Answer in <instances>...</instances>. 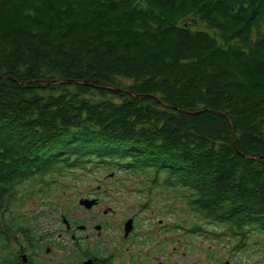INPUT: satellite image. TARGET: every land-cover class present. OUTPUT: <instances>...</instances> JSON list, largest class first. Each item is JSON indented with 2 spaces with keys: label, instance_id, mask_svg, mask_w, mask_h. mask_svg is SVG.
I'll return each mask as SVG.
<instances>
[{
  "label": "trees",
  "instance_id": "trees-1",
  "mask_svg": "<svg viewBox=\"0 0 264 264\" xmlns=\"http://www.w3.org/2000/svg\"><path fill=\"white\" fill-rule=\"evenodd\" d=\"M90 163L264 236V0H0V216Z\"/></svg>",
  "mask_w": 264,
  "mask_h": 264
},
{
  "label": "rangeland",
  "instance_id": "rangeland-1",
  "mask_svg": "<svg viewBox=\"0 0 264 264\" xmlns=\"http://www.w3.org/2000/svg\"><path fill=\"white\" fill-rule=\"evenodd\" d=\"M124 174L126 173L110 170L101 163H90L86 169H77L62 176L47 174L46 178L55 179L54 191L48 192L46 196L30 194L21 191L30 188L29 182L19 184L12 214L21 218L18 220L21 223L55 220L51 225L55 227L57 243H61V239H57V234L63 227L61 222L58 223L63 218L62 215L77 220L76 223L87 220L89 225L107 220L105 222L107 228L102 231L101 238L119 245L123 240L122 234L118 232L122 219L134 212L143 211L144 208L145 212L150 213L149 222L153 224L148 227L149 229L158 228L157 221L163 220L165 222L163 235L174 237V231L171 234L170 227L181 226L182 250L186 252L183 255V264H206L207 256L214 259L208 264H222L226 260H229L230 264H264L263 235L253 234L248 241H244L241 248H238V237L221 235L223 232L221 225L215 226L199 220L198 223L203 230L191 233L190 223L197 218L185 204L180 190L154 188L153 193H150L140 180L125 177ZM81 198L99 199V206L92 207L91 210L92 214H96L94 217H88L90 208L79 204ZM107 205L116 211L115 215L105 216L103 211L107 209ZM10 216L9 212L2 213L0 219H4L1 223L6 222L12 226L8 221ZM212 231L217 233L214 235ZM161 233L158 232V236H161ZM123 246L125 247V243ZM56 254L62 256L60 251H56Z\"/></svg>",
  "mask_w": 264,
  "mask_h": 264
},
{
  "label": "flooded vegetation",
  "instance_id": "flooded-vegetation-1",
  "mask_svg": "<svg viewBox=\"0 0 264 264\" xmlns=\"http://www.w3.org/2000/svg\"><path fill=\"white\" fill-rule=\"evenodd\" d=\"M93 204L99 206V199ZM92 207L88 217H94ZM134 212L122 219L118 232L122 234L120 244L106 241L101 233L107 228L105 221L89 225L87 220L76 223L72 218L58 221L63 227L57 234L51 225L55 220L44 219L42 223L22 221V225L2 224L0 228V264H183V240L181 226L170 227L174 237L163 235L165 222L158 220V228L149 229L150 213ZM105 216L115 215L116 211L107 205ZM88 219V218H87ZM131 219L132 228L124 235V223ZM98 226V227H97ZM158 232H162L158 236ZM125 243V247L123 246ZM126 248V249H125ZM169 248V249H168ZM56 251L62 252V256ZM214 259L207 256L206 264ZM222 264H230L226 260Z\"/></svg>",
  "mask_w": 264,
  "mask_h": 264
},
{
  "label": "water",
  "instance_id": "water-1",
  "mask_svg": "<svg viewBox=\"0 0 264 264\" xmlns=\"http://www.w3.org/2000/svg\"><path fill=\"white\" fill-rule=\"evenodd\" d=\"M111 90H113V91H121L119 89H111ZM188 113H190V112H188ZM96 201H97L96 198H81L79 200V204L80 205H83L85 208L89 209V208H91L93 206V204L96 203ZM131 228H132V220L129 219V220H127L124 223V235L125 236L129 233V231L131 230Z\"/></svg>",
  "mask_w": 264,
  "mask_h": 264
},
{
  "label": "bare ground",
  "instance_id": "bare-ground-1",
  "mask_svg": "<svg viewBox=\"0 0 264 264\" xmlns=\"http://www.w3.org/2000/svg\"><path fill=\"white\" fill-rule=\"evenodd\" d=\"M55 82V81H54ZM124 91V90H123ZM121 92V91H120Z\"/></svg>",
  "mask_w": 264,
  "mask_h": 264
}]
</instances>
